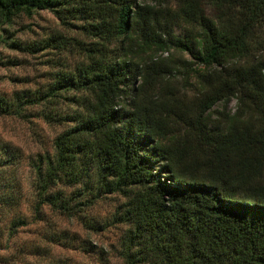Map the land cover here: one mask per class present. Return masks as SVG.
Listing matches in <instances>:
<instances>
[{
	"label": "trees",
	"instance_id": "trees-1",
	"mask_svg": "<svg viewBox=\"0 0 264 264\" xmlns=\"http://www.w3.org/2000/svg\"><path fill=\"white\" fill-rule=\"evenodd\" d=\"M37 9L79 21L87 41L10 42L81 57L0 94V116L64 125L26 160L28 190L20 151L0 139V264H53L52 244L87 250L49 214L122 227L123 264H264V0H0V24ZM110 195L115 209L90 217Z\"/></svg>",
	"mask_w": 264,
	"mask_h": 264
},
{
	"label": "rangeland",
	"instance_id": "rangeland-1",
	"mask_svg": "<svg viewBox=\"0 0 264 264\" xmlns=\"http://www.w3.org/2000/svg\"><path fill=\"white\" fill-rule=\"evenodd\" d=\"M62 24L50 9H37L29 15L19 13L9 23L0 24V94H11L15 90L37 89L45 84L53 72L69 69L80 60L76 49L73 50H38L33 53L19 50L11 46L10 42H18L21 46L36 43L49 36L57 35L63 41L74 38L78 41H87V38L77 25L75 19H66ZM183 28H176L175 33L181 34ZM73 42L72 40H69ZM178 52H163L162 57L179 56ZM184 58H187L183 54ZM176 86L183 82L180 75L172 81ZM191 93H188L190 95ZM60 107L64 111L76 109L65 103ZM232 100L227 109H233ZM64 125L56 122H44L37 117L20 119L13 116H0V139L16 147L21 154L22 162L19 167L23 190H28L29 169L26 160L42 150H50L51 139L63 129ZM121 201L120 196L110 195L96 203L88 210L90 217H98L99 222L108 216ZM50 218L58 227H67L70 233H75L78 241H85L87 250L79 248H65L56 244L49 247V256L53 264H123L116 254L118 239L122 227L119 225L103 226L99 231L87 230L76 220H66L62 217ZM36 228L28 227L21 231L17 242L35 238L33 231ZM36 259L41 262L40 256Z\"/></svg>",
	"mask_w": 264,
	"mask_h": 264
}]
</instances>
